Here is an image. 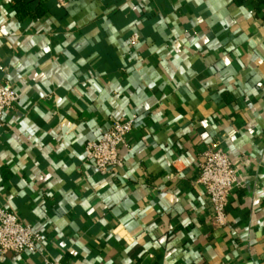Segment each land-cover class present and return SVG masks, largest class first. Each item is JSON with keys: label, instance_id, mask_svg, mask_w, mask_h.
<instances>
[{"label": "crops", "instance_id": "obj_1", "mask_svg": "<svg viewBox=\"0 0 264 264\" xmlns=\"http://www.w3.org/2000/svg\"><path fill=\"white\" fill-rule=\"evenodd\" d=\"M23 1L0 0V78L20 93L0 207L43 238L0 264H264V0ZM118 119L134 128L113 175L85 146ZM213 141L238 174L223 226L193 184Z\"/></svg>", "mask_w": 264, "mask_h": 264}, {"label": "built area", "instance_id": "obj_2", "mask_svg": "<svg viewBox=\"0 0 264 264\" xmlns=\"http://www.w3.org/2000/svg\"><path fill=\"white\" fill-rule=\"evenodd\" d=\"M62 5L67 0H58ZM139 40L135 34L132 43ZM20 99L19 91L4 77L0 78V130L4 127V115L16 108ZM134 128V120L118 119L110 129L98 139L89 141L85 146L86 157L102 172L118 175L125 166L123 149L130 150L129 136ZM200 185L211 202L212 221L215 225L227 223V206L232 189L238 184L236 166L229 152L220 142H211L201 154L199 175L193 182ZM42 233L24 222L15 211L0 207V253L14 252L22 254L28 251L38 252ZM46 264H61L57 260L45 258Z\"/></svg>", "mask_w": 264, "mask_h": 264}, {"label": "trees", "instance_id": "obj_3", "mask_svg": "<svg viewBox=\"0 0 264 264\" xmlns=\"http://www.w3.org/2000/svg\"><path fill=\"white\" fill-rule=\"evenodd\" d=\"M16 8L21 16L26 15L30 11L29 5L23 0H16ZM43 12L44 7H38L36 15H41Z\"/></svg>", "mask_w": 264, "mask_h": 264}]
</instances>
